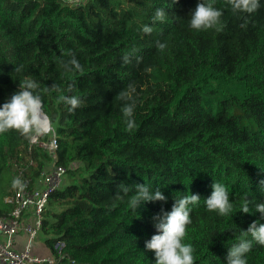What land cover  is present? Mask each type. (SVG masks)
Returning <instances> with one entry per match:
<instances>
[{"label": "trees", "instance_id": "16d2710c", "mask_svg": "<svg viewBox=\"0 0 264 264\" xmlns=\"http://www.w3.org/2000/svg\"><path fill=\"white\" fill-rule=\"evenodd\" d=\"M198 2L87 0L76 7L64 0H0V106L27 77L83 100L70 111L59 93L43 94L53 132L39 140L55 135V156L18 131L0 134V217L13 210L6 198L19 171L33 182L56 165L71 177L44 213L41 233L54 264H156L145 247L156 234L152 217L190 192L202 198L185 239L196 249L195 264H227L241 231L264 223L258 212H239L245 194L264 203V0L252 14L216 0L224 12L220 32L190 28ZM157 9H165L164 22H153ZM145 25L152 33L143 32ZM157 40L167 44L163 52ZM69 50L83 72L66 73L58 63ZM130 84L136 89L131 132L118 97ZM214 181L235 200L230 216L204 204ZM122 182L133 192L118 200ZM137 183L159 188L167 202H146L134 212L128 199ZM247 264H264V246L253 242Z\"/></svg>", "mask_w": 264, "mask_h": 264}, {"label": "clouds", "instance_id": "9594fccd", "mask_svg": "<svg viewBox=\"0 0 264 264\" xmlns=\"http://www.w3.org/2000/svg\"><path fill=\"white\" fill-rule=\"evenodd\" d=\"M177 0H173V3ZM233 12L252 14L260 8V0H226ZM70 5L78 3V0H67ZM165 9H157L153 16V22H164L166 19ZM224 12L216 7V0H199L194 10L190 12L189 26L196 31L215 30L220 32L225 24L222 20ZM244 27L245 25H241ZM153 28L144 26L143 32L152 33ZM156 47L163 52L167 44L159 40ZM136 54V49L126 51L122 57L125 64L131 62ZM68 59L57 58L58 63L66 73L83 72L84 68L76 58V54L69 50L64 54ZM20 67L15 72H20ZM73 86L68 91L71 92ZM136 89L129 85L127 89L118 94L119 99L125 101L121 111L123 112L127 130L129 132L136 128L134 113L136 101L133 94ZM56 92L60 95L58 99L70 105V111L82 106L83 100L79 95H64L59 84L53 83L41 89L40 83L27 77L19 82L16 92L0 106V134L10 130L18 131L29 140L48 134L52 131L51 120L44 109L43 94ZM23 186L19 178L13 180V187ZM212 193L203 199L208 211L217 212L220 216H230L234 212L235 200L230 198L228 187L218 181L212 184ZM133 192L132 186L120 183L115 193L118 200H122ZM164 193L156 188L153 190L147 183H137L134 186V193L128 199L129 207L136 212L146 202L163 201L167 202ZM201 196L192 192L175 198L170 211L163 208L152 217L156 234L145 242L146 249L155 253L156 264H195V247L190 242H185L187 227L192 223L191 214L193 208L198 206ZM243 213H260L264 220V203H256L245 194L241 197L240 211ZM137 213V212H136ZM248 237H251L250 239ZM253 242L264 246V223L260 220L252 222L247 230H242L238 243L233 244L227 254V264H247V254L253 248Z\"/></svg>", "mask_w": 264, "mask_h": 264}, {"label": "built area", "instance_id": "2783aa9c", "mask_svg": "<svg viewBox=\"0 0 264 264\" xmlns=\"http://www.w3.org/2000/svg\"><path fill=\"white\" fill-rule=\"evenodd\" d=\"M67 3V0H64ZM87 0H78L72 6H80ZM70 5V4H69ZM33 145L48 149L55 153L57 141L55 135L49 143L39 140H30ZM67 169L62 166L51 165L47 167L40 177L31 182L24 178L19 171L18 178L22 181V187H15L13 195L6 198V202L13 206L8 216L0 217V264H54L53 257L33 255L37 240L40 236L44 213L47 210L49 198L60 189L64 183ZM31 214L33 223H25L26 215ZM24 233L27 242L18 250V237ZM58 243L56 247H63Z\"/></svg>", "mask_w": 264, "mask_h": 264}, {"label": "crops", "instance_id": "0c3cea01", "mask_svg": "<svg viewBox=\"0 0 264 264\" xmlns=\"http://www.w3.org/2000/svg\"><path fill=\"white\" fill-rule=\"evenodd\" d=\"M24 222L25 223H33V217L31 216V214H28L25 216L24 218ZM41 234V233H40ZM20 236L22 237L20 240L18 239L19 242H21L19 244V246L23 247L25 245L24 242H26V235L24 233H21ZM19 238V237H18ZM45 238L43 236H39L37 243H36V247L35 249L37 251H39L40 253L44 254L45 257L47 256H51V251L50 249L45 245L44 243Z\"/></svg>", "mask_w": 264, "mask_h": 264}, {"label": "rangeland", "instance_id": "374dc122", "mask_svg": "<svg viewBox=\"0 0 264 264\" xmlns=\"http://www.w3.org/2000/svg\"><path fill=\"white\" fill-rule=\"evenodd\" d=\"M52 132H53V130L51 131V132H49L48 134H52ZM52 155H54L55 156V153H51ZM70 175L69 174H67V176L65 175V177H64V184H67L69 181H70ZM56 210H58V208H55ZM41 236H42V233L40 234ZM22 237L20 236L18 239L20 240ZM26 242H27V237H26ZM26 242H24V243H26ZM21 242H19V244H20ZM18 247V250H22V248L18 245L17 246ZM33 255H37V256H45L44 254H42V253H40L39 251H37L36 249L33 251Z\"/></svg>", "mask_w": 264, "mask_h": 264}]
</instances>
